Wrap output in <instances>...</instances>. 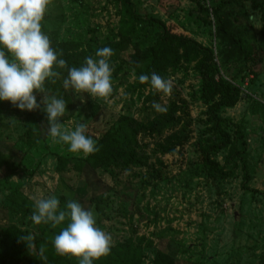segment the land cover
I'll list each match as a JSON object with an SVG mask.
<instances>
[{
    "label": "rangeland",
    "instance_id": "obj_1",
    "mask_svg": "<svg viewBox=\"0 0 264 264\" xmlns=\"http://www.w3.org/2000/svg\"><path fill=\"white\" fill-rule=\"evenodd\" d=\"M219 1L211 0V5ZM132 2L141 20L129 28L118 0H50L45 15L57 5L63 8L59 41L91 44L93 57L99 48L113 50L111 95L90 97L66 89L73 102L66 103L62 126L74 130L84 122L98 143L130 116L137 124L133 150L137 161H125L110 171L94 169L88 164L90 154L70 152L67 145L47 135L45 120L31 145L24 137L30 126L19 109L2 111L0 178L5 182L0 184V264L10 263L12 239L16 241L18 235L7 236L6 230L22 231L29 240L39 236L42 224L31 220L35 201L53 195L63 206L67 200H76L93 209L97 225L111 234L113 246L132 240L143 249V264H156L160 255H166L164 260L170 264H264V54L258 55V64L250 70L240 72L238 62L228 65L226 74L235 77L243 98L219 110L232 138L240 127L248 140L249 174L245 176L239 163L233 177L211 175L205 171L203 151L219 139L207 114L208 104L199 98L196 67L202 57L169 50L173 53L160 67L161 30L150 19L161 20L172 33L190 37L216 53L213 18L190 0ZM246 11L259 44L262 11L253 9L250 0ZM124 40L128 45L118 48ZM152 72L170 80L171 95L139 81L141 74ZM36 95L39 102L43 94ZM153 102L167 110L156 112ZM42 108L30 112L42 113ZM170 116L176 122L155 130L156 119L167 121ZM229 152L214 149L209 157L230 170ZM244 184L253 192H246ZM99 199L105 202L101 219L96 208ZM22 264L27 263L22 260Z\"/></svg>",
    "mask_w": 264,
    "mask_h": 264
},
{
    "label": "trees",
    "instance_id": "obj_2",
    "mask_svg": "<svg viewBox=\"0 0 264 264\" xmlns=\"http://www.w3.org/2000/svg\"><path fill=\"white\" fill-rule=\"evenodd\" d=\"M118 1L125 8V13L128 17L126 23L127 28H129L133 22H139L141 20V17L134 11L132 0ZM190 1L195 3L199 10L212 16L215 24L217 52L215 53L212 48L205 47L203 44L194 41L190 37L172 33L168 25L161 20L156 21L152 18L150 22L157 25L161 30L158 43V65L163 67L167 64V56L173 53L169 50L177 49L181 50L186 55L189 54L190 56L202 57L196 67L197 74L201 81L199 98L208 104L207 114L212 121L214 128L213 132H215V136L219 139L218 141L216 140L215 144L208 145V149L206 148L203 151V165L205 171L211 175L229 178L235 175L238 164L240 163L247 177L249 174L248 140L240 127L237 128L234 133V138H232L233 135L231 136L224 127V119L219 115V112L224 107L235 106L243 98L240 85L235 83V77L231 78L226 74L228 65L231 62H238L241 66L240 72L241 69L245 70L248 67L250 70L252 66L258 64V55L261 53L264 54V1L250 0L253 9L262 11L263 25L260 30L259 44L256 43V35L254 31H252V25L246 11V2L248 0H220L212 5L211 0ZM64 18L63 8L57 5L50 9L41 22L42 28L45 31L47 29L51 34L50 41L52 47L62 53V58L67 62L65 68L54 69L59 75L47 80L45 87L48 92L53 93L57 98H63L66 103L72 104L73 101L70 95H68L66 89L63 87V79L67 76L68 67H80L84 63L86 57L92 56V47L91 44L84 47L80 43L78 44L74 41H59L57 39L59 30L64 23ZM243 25L247 26V28H243ZM127 42L128 41L125 42L124 40L117 45V47L125 48V46L128 45ZM217 96L221 99H216ZM2 111L14 112L16 109L9 101H2L0 102V113ZM17 112L26 118L30 129L24 133V137L27 142L34 145V132L41 130L42 121H46L44 113L21 110H17ZM161 118L162 117L156 119L155 122V130H159V132L174 121L171 116L167 121ZM136 125L134 118L128 116L122 123H119L117 127H113V129L107 132L98 142L99 151L89 155L88 164L94 169L101 168L104 171H110L112 167H119L125 161L127 163L137 161V156L133 155L134 144H137V132L134 130ZM221 148L230 149L228 154V162L232 164L230 170L223 169L217 161L209 157V154L214 149ZM1 167L2 164H0V168ZM59 170L61 171L62 167H59ZM4 180V177L2 179L0 178V184L5 182ZM243 189L246 192H253V190L245 184L243 185ZM96 204L101 219L104 216L103 209L105 207V202L99 199L96 200ZM60 206H62L61 209H63L65 205L63 206V204H60ZM20 209L24 211V205L23 208ZM41 224L42 227L39 228L40 235L32 240L25 239L27 235L22 231H16L12 228L6 230L7 236L16 235V233H18L16 241L12 239L15 246L14 255L8 264H22V260L27 264H78L77 258L67 255H58L52 245L53 237L59 233L61 227L66 226L67 221L55 228L51 227L50 224ZM164 256H158L156 258V264H170L164 260L166 259V255ZM1 264L6 263L3 262ZM94 264H143V249L132 240L126 241L125 243L113 246L108 256L94 261Z\"/></svg>",
    "mask_w": 264,
    "mask_h": 264
},
{
    "label": "clouds",
    "instance_id": "obj_3",
    "mask_svg": "<svg viewBox=\"0 0 264 264\" xmlns=\"http://www.w3.org/2000/svg\"><path fill=\"white\" fill-rule=\"evenodd\" d=\"M49 3L50 0H0V102L9 101L21 111H34L43 105L47 135L67 145L68 151L87 156L99 151L97 140L87 133L84 122L74 130L62 126L66 102L63 98L49 96L45 87L47 80L59 75L54 69L67 65L62 53L52 47L49 36L42 31L41 22ZM112 54L109 47L99 48L95 56L86 57L80 67H68L63 87L90 97L111 95ZM139 81L148 82L164 95H171L170 80L155 72L141 74ZM36 93L43 94L39 102ZM152 108L159 113L167 110L158 102H153ZM31 220L53 228L67 221L53 237L52 245L58 255L77 258L78 264H94L108 256L113 247L111 234L97 225L94 210L76 200H67L61 209L60 200L54 195L38 199Z\"/></svg>",
    "mask_w": 264,
    "mask_h": 264
}]
</instances>
